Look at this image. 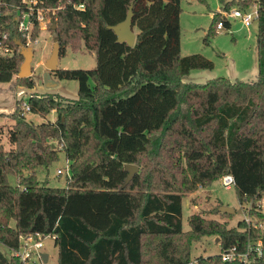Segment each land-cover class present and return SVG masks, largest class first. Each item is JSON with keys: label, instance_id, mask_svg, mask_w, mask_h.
<instances>
[{"label": "trees", "instance_id": "16d2710c", "mask_svg": "<svg viewBox=\"0 0 264 264\" xmlns=\"http://www.w3.org/2000/svg\"><path fill=\"white\" fill-rule=\"evenodd\" d=\"M21 1L0 0V37L7 33L5 43L14 49L0 52L1 82L18 75L24 61L17 42L26 39L12 7ZM48 3L61 7L52 28L60 57L68 47L86 49L96 54L97 65L55 72L59 79L79 82L77 99L29 98L33 113L56 110L54 122L29 121L20 100L10 114L12 147L0 142V243L10 254L0 250V264H23L12 250L22 236L38 233L54 236L58 264H190L192 243L211 235L219 237L221 251L261 241L262 253L253 252L250 264H264V228L245 219L229 228L201 213L188 216V230L183 225L184 198L224 174L235 176L241 202L256 201L264 191V0H220L205 40L217 33L221 20L225 28L232 26L224 12L235 6L248 11L257 3V79L217 77L205 83L183 79L192 69L214 64L201 54L182 55L181 0ZM131 5L133 46L119 42L108 28L126 19ZM19 79L33 86L30 77ZM60 151L72 171L66 186L41 183L36 170L58 161ZM126 164L140 169L122 188ZM10 175L18 176L17 185ZM216 213L232 216L219 206ZM250 214L264 220L257 206ZM196 264L241 263L223 261L220 252L200 256Z\"/></svg>", "mask_w": 264, "mask_h": 264}, {"label": "rangeland", "instance_id": "374dc122", "mask_svg": "<svg viewBox=\"0 0 264 264\" xmlns=\"http://www.w3.org/2000/svg\"><path fill=\"white\" fill-rule=\"evenodd\" d=\"M182 13L180 15L181 27V53L182 55L201 54L213 61L214 66L209 69H192L183 77L187 82L205 83L217 77H225L231 80L254 81L258 74V23L256 20L251 26L244 25L241 18L229 16L232 26L217 30L209 42H206V33L212 22L215 12L220 10V0H181ZM255 3L248 11L257 9ZM239 7L232 8L230 14ZM47 28H37L38 35L34 39L36 44L29 45L33 49L32 75L30 76L33 86L23 84L18 75L9 82L0 81V142L5 149L12 147L8 130L14 124L10 114L14 112L18 100L21 102V109L26 118L35 123L54 122L58 113L53 110L47 116L33 113L23 109V104H29L31 96L53 95L56 98L77 99L79 82L77 80L59 79L55 72L46 67V61L50 58L55 43V34L52 31L53 23ZM28 46V45H27ZM97 65V58L93 52L86 49L74 51L68 47L66 54L59 59V69H92ZM60 159L49 167H39L36 170V177L41 183H47L52 187H65L68 178L72 175L70 161L67 160L65 152L60 151ZM62 170V173H58ZM25 174H32V171L25 170ZM9 181L17 185L18 176L10 175ZM183 225L189 229L188 216L192 213H201L207 219H217L226 222L229 228H234L238 222L251 217L254 221L263 223L264 220L254 218L250 214L251 207L257 206L264 210V191L258 200L241 202L235 187L226 188L221 185L220 178L210 187L200 186L195 192L187 195L184 200ZM225 205L241 209L242 213L232 216H223L216 213L218 206ZM264 228V227H263ZM44 246L39 249L41 252L49 253V261L46 264H58L59 250L55 244L54 236H46L42 239ZM0 250L9 255V249L0 243ZM221 252L220 239L216 235L203 236L192 243L190 264H196L200 256L208 257Z\"/></svg>", "mask_w": 264, "mask_h": 264}, {"label": "built area", "instance_id": "2783aa9c", "mask_svg": "<svg viewBox=\"0 0 264 264\" xmlns=\"http://www.w3.org/2000/svg\"><path fill=\"white\" fill-rule=\"evenodd\" d=\"M49 0H22L20 4L13 5L15 7V20L17 21V29L26 39L25 46L33 45L37 43V40L33 38V30L35 27L47 28V26L54 22L56 18V12L60 9V6H54L48 3ZM5 5H7L5 3ZM11 6V4H10ZM80 8L84 5L80 4ZM10 11V10H9ZM13 14L12 11H10ZM224 17L233 16L236 18H241L244 25L251 26L254 20L258 17V10L244 11L241 9H235L232 11L231 15L226 12L223 13ZM225 28L224 21L221 20L218 23L217 30H223ZM9 39L7 33L0 37V52L4 54H11L14 49L11 45L5 43ZM33 43V44H32ZM23 109L25 112L31 111V107L28 103L23 104ZM70 166L68 168V171ZM58 173H62L59 170ZM221 185L230 188L236 185L235 176L232 173L224 174L220 178ZM246 222L251 225L253 224L257 228H263V223L256 220L254 221L251 217L245 219ZM46 236L42 233H38L37 236L27 235L22 236L20 239V246L17 249H13L12 252L15 256L19 257L23 264L32 263H43L42 252L39 251L40 248L44 246L43 238ZM255 252L257 254L262 253V243L261 241L252 242L250 240L245 249H238L237 245L231 246L226 250L221 251V257L223 261L229 262H240L241 264H250V255Z\"/></svg>", "mask_w": 264, "mask_h": 264}, {"label": "water", "instance_id": "95a60500", "mask_svg": "<svg viewBox=\"0 0 264 264\" xmlns=\"http://www.w3.org/2000/svg\"><path fill=\"white\" fill-rule=\"evenodd\" d=\"M133 6L131 5L126 16V19L116 25H108V28L112 29L117 35L119 42H126L129 46H133L136 40V33L133 30ZM52 27H56V23H53ZM17 44L21 49V53L24 56V61L20 66V71L18 74L19 78H26L32 75V59H33V49L30 46H25L23 42L18 41ZM59 59H60V43L59 38L55 37V43L53 46V51L50 58L46 61V67L56 72L59 68ZM42 146V145H41ZM139 166L135 164H126L125 171L128 172L127 178L122 185V188L126 187L128 183L133 179L135 174L139 171ZM219 211L222 213H227L234 215L236 213H242L241 209H236L234 207L221 205L219 206ZM43 263H48L49 261V253L42 252Z\"/></svg>", "mask_w": 264, "mask_h": 264}, {"label": "crops", "instance_id": "0c3cea01", "mask_svg": "<svg viewBox=\"0 0 264 264\" xmlns=\"http://www.w3.org/2000/svg\"><path fill=\"white\" fill-rule=\"evenodd\" d=\"M135 32V31H134ZM94 53V52H93ZM95 54V53H94ZM96 55V54H95Z\"/></svg>", "mask_w": 264, "mask_h": 264}]
</instances>
